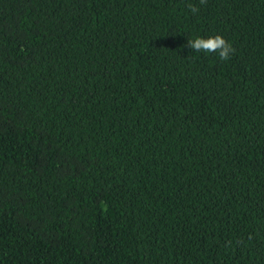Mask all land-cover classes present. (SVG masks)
<instances>
[{
	"label": "trees",
	"instance_id": "16d2710c",
	"mask_svg": "<svg viewBox=\"0 0 264 264\" xmlns=\"http://www.w3.org/2000/svg\"><path fill=\"white\" fill-rule=\"evenodd\" d=\"M0 264H264V0H0Z\"/></svg>",
	"mask_w": 264,
	"mask_h": 264
},
{
	"label": "clouds",
	"instance_id": "9594fccd",
	"mask_svg": "<svg viewBox=\"0 0 264 264\" xmlns=\"http://www.w3.org/2000/svg\"><path fill=\"white\" fill-rule=\"evenodd\" d=\"M201 4L206 3V0H200ZM193 14L199 11L198 7L191 4L188 5ZM188 47L196 52L204 53H216L220 60H230L231 56L235 53V48L221 35L210 36L208 38L197 37L195 39H189Z\"/></svg>",
	"mask_w": 264,
	"mask_h": 264
}]
</instances>
